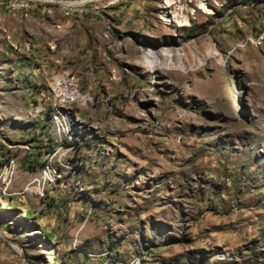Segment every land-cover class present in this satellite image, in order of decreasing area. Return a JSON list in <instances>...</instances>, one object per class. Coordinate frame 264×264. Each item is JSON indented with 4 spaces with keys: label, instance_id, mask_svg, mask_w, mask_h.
I'll use <instances>...</instances> for the list:
<instances>
[{
    "label": "rangeland",
    "instance_id": "1",
    "mask_svg": "<svg viewBox=\"0 0 264 264\" xmlns=\"http://www.w3.org/2000/svg\"><path fill=\"white\" fill-rule=\"evenodd\" d=\"M174 2L0 0V264H264V0ZM162 48L184 70L150 69ZM32 49L92 103L56 124L39 77L25 109ZM18 116L55 145L31 179Z\"/></svg>",
    "mask_w": 264,
    "mask_h": 264
},
{
    "label": "crops",
    "instance_id": "2",
    "mask_svg": "<svg viewBox=\"0 0 264 264\" xmlns=\"http://www.w3.org/2000/svg\"><path fill=\"white\" fill-rule=\"evenodd\" d=\"M36 41V39L34 40ZM37 47L35 44L32 45V48ZM6 50L2 51V55L4 57V59L6 61L8 60H13L10 59L11 57L7 58L6 57ZM36 52H39L36 49H32V58L29 60L26 59H15V62L13 63V67L15 66L16 62H25L30 68L31 71L33 73V78H31L30 76L27 77L26 76V71L23 73V81H25V83H21V81L19 80H14L13 78V71H12V67L9 68V72H10V83L12 84V88L15 91H18L20 93H22L23 95V103H24V108L27 109L29 107V105L31 104L30 102V89L34 84H36L37 82L40 83L39 77H43L45 79L44 82H42L41 85H38L37 88H39L40 91L45 92L47 86L45 85V83H49L51 79L48 80V74H47V67H48V62L45 60V58H41V53H39V55L36 54ZM28 70V69H26ZM3 73H0V76H2ZM56 75V74H54ZM22 84H25V87L23 88ZM30 88V89H29ZM17 125V127H22L21 130L17 131L15 133L14 138L12 139V141L19 143L20 145H22V143L26 140L29 142V140H27V137H31L30 140V145H31V149L29 152H24L23 156L24 159H22L23 157L18 156V154L16 153V151H14V155L16 157V159L18 160L17 163V173L23 172L26 174V176L31 179V177H33L40 169L42 163H43V153L46 151L45 149H43L44 147H54L55 145H53V143L51 141H43V137L37 133L38 128L41 126V122H42V117L36 119L35 121H32L30 123H27L24 121L23 117H15L13 119ZM42 127V126H41ZM37 133V134H36ZM3 135V134H0ZM8 136V135H6ZM0 162L3 161L4 159V148L2 146H0ZM21 150H23L21 148ZM29 165L30 170H27V166ZM22 184L21 181H16V179L14 180V187L15 188H19V186ZM20 196H22V194H20ZM22 199H24V197L22 196ZM22 202V201H20Z\"/></svg>",
    "mask_w": 264,
    "mask_h": 264
},
{
    "label": "bare ground",
    "instance_id": "3",
    "mask_svg": "<svg viewBox=\"0 0 264 264\" xmlns=\"http://www.w3.org/2000/svg\"><path fill=\"white\" fill-rule=\"evenodd\" d=\"M164 1L166 8H170L172 5L175 4L174 0H164ZM200 8L206 14H210V11L205 7L203 2L200 3ZM168 16L169 15L167 13V16L164 19L167 25L173 24L175 28L190 27L189 18L185 14H183V9L180 8L179 6H177V11L173 13V17L171 20L166 19L169 18ZM160 57L166 59L165 61H166L167 70H173L177 67L184 70L183 64L181 62L179 66L177 67L174 66L173 54L164 48L160 49V51L158 52L148 51V53H146L144 57L146 59V65L150 69L152 68L155 71L156 68H159V65L161 66L162 64V63L160 64ZM56 80L58 81V83L61 84L63 90H58V88L54 86V81L50 83L51 85L49 86V88L54 101L52 106L53 120L56 124H61L60 120H64L65 118L64 115L60 113V110L63 107H66L68 105H77L80 107H86L92 103L93 99L90 97V95L81 93L71 77L62 75L56 78ZM42 111L43 109L37 106L34 109L35 117L36 116L39 117L42 114ZM14 171H15V161H10L8 166L6 167V174L4 179L13 176ZM44 173L46 174V172ZM43 181L47 183V181H50V179L46 175L45 179L43 178Z\"/></svg>",
    "mask_w": 264,
    "mask_h": 264
},
{
    "label": "built area",
    "instance_id": "4",
    "mask_svg": "<svg viewBox=\"0 0 264 264\" xmlns=\"http://www.w3.org/2000/svg\"><path fill=\"white\" fill-rule=\"evenodd\" d=\"M52 80L54 81V86H55L56 88H58V90H63L61 84L58 83V81H57L56 79H52ZM69 98H70V96H69ZM32 184H33V182L30 180V181L26 184V186L24 187L23 192H27L28 190H31V186H32ZM6 196H8V194H7ZM37 196L39 197V195H37Z\"/></svg>",
    "mask_w": 264,
    "mask_h": 264
},
{
    "label": "trees",
    "instance_id": "5",
    "mask_svg": "<svg viewBox=\"0 0 264 264\" xmlns=\"http://www.w3.org/2000/svg\"><path fill=\"white\" fill-rule=\"evenodd\" d=\"M48 118L51 119V115H50V113H48ZM65 144H66V146H68V147L73 146V145H71V144L68 143V142H65ZM52 150H53V149H52Z\"/></svg>",
    "mask_w": 264,
    "mask_h": 264
}]
</instances>
